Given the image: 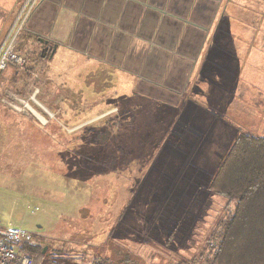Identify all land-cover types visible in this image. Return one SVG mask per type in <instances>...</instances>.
I'll list each match as a JSON object with an SVG mask.
<instances>
[{
	"label": "rangeland",
	"instance_id": "rangeland-1",
	"mask_svg": "<svg viewBox=\"0 0 264 264\" xmlns=\"http://www.w3.org/2000/svg\"><path fill=\"white\" fill-rule=\"evenodd\" d=\"M34 40L19 35L15 51L25 60L24 69L9 64L0 71V228L16 226L31 232L37 245L51 254L47 257L42 251L34 254H42L41 264L93 263L71 258L87 252V244L93 240L90 234L96 232L100 233L99 243L105 239L102 253L111 264H206V258L211 257V248L206 244L214 243L208 235L218 222L232 214L234 201L204 190L208 170L206 176L195 173L194 183L188 179L189 164L183 158L192 162L197 157L185 146L182 118L167 116L165 112L161 115L160 109L153 115L150 113L146 120L152 131L160 119L170 120L167 145L160 141L161 132L153 131L149 136L153 140L151 146L134 149L136 146L128 145L131 118L114 109L119 102L125 104L115 97L126 88L121 77L112 76L108 70L91 68L85 60L67 52H59L53 59L46 53L42 56ZM109 115L116 126L104 143L80 138L88 129L93 130V137L101 134ZM124 125L127 132L122 129ZM137 133L144 136V131ZM179 135L177 143L174 139ZM226 143L228 139L218 141L214 148L217 165L232 145L219 146ZM132 149L133 156L140 152L153 156L151 174L147 177L152 189L147 191L148 196L142 195L143 192L133 198L129 196L128 187L134 177L128 166ZM198 150L206 169L213 168L210 157H206L212 155L213 149ZM177 155L182 159L179 167ZM160 156L174 163L160 164ZM196 181L201 185L199 188ZM130 201L133 205L149 203L154 210L147 213L150 218L145 232L149 235L141 236L146 243L138 245L128 241L140 238L121 233L120 239L131 249L130 255L113 257L118 247L113 217L120 208L128 207ZM93 249L95 254L100 251L95 246ZM201 253L204 258L199 261Z\"/></svg>",
	"mask_w": 264,
	"mask_h": 264
},
{
	"label": "crops",
	"instance_id": "crops-1",
	"mask_svg": "<svg viewBox=\"0 0 264 264\" xmlns=\"http://www.w3.org/2000/svg\"><path fill=\"white\" fill-rule=\"evenodd\" d=\"M20 22V33L37 40L42 56L46 53L53 59L67 52L91 68L121 77L126 88L115 97L125 104L119 102L114 109L131 118L128 132L126 125L122 129L134 149L151 146L153 131H160V141L167 145L170 120L160 119L152 131L146 120L150 113L160 109L161 115L181 117L185 146L197 157L192 162L183 158L189 164L188 179L195 173L206 176L208 170L206 191L220 164L214 150L218 141L228 139L219 145L225 148L241 133L264 136L258 133L264 132V0H0V52ZM201 147L213 149L206 156L213 168L206 169L201 161ZM134 149L128 160L134 172L130 198L139 192L148 196L152 190L147 177L153 156L147 152L133 156ZM175 159L179 167L182 159L178 155ZM166 160L160 156L159 163H174ZM195 186L201 185L196 181ZM132 203L113 217L117 256L131 250L120 239L121 233L140 238L128 241L138 245L146 243L142 237L149 235L147 213L154 210L149 203ZM95 234H90L93 240L87 252L69 258L90 262L98 257L93 246L102 253L105 239L99 243L100 233Z\"/></svg>",
	"mask_w": 264,
	"mask_h": 264
},
{
	"label": "trees",
	"instance_id": "trees-1",
	"mask_svg": "<svg viewBox=\"0 0 264 264\" xmlns=\"http://www.w3.org/2000/svg\"><path fill=\"white\" fill-rule=\"evenodd\" d=\"M105 122L108 125L101 134L93 137V130L88 129L80 138L104 143L116 126L112 115ZM208 189L229 202L234 201V209L209 235L214 243L206 244L211 248L210 259L205 256L206 264H264V136L241 133L218 165ZM21 249L33 256L44 247L21 245ZM43 255L51 254L45 251ZM200 255L202 261L204 254ZM95 256H98L93 259L95 264L107 261L101 252Z\"/></svg>",
	"mask_w": 264,
	"mask_h": 264
},
{
	"label": "built area",
	"instance_id": "built-area-1",
	"mask_svg": "<svg viewBox=\"0 0 264 264\" xmlns=\"http://www.w3.org/2000/svg\"><path fill=\"white\" fill-rule=\"evenodd\" d=\"M23 23L14 29L10 37L5 41L0 52V71L5 69L9 64L24 69L25 60L22 59L15 51ZM35 93V92H34ZM31 113L35 114L34 109L26 102ZM21 245L36 246L37 242L31 232L16 226H7L0 229V264H41L42 254L31 256L21 249ZM95 264V263H91ZM102 264H110L104 262Z\"/></svg>",
	"mask_w": 264,
	"mask_h": 264
},
{
	"label": "water",
	"instance_id": "water-1",
	"mask_svg": "<svg viewBox=\"0 0 264 264\" xmlns=\"http://www.w3.org/2000/svg\"><path fill=\"white\" fill-rule=\"evenodd\" d=\"M53 52H54V49H53L52 53H53ZM52 53H51V54H52ZM45 250H46V248L43 249V251H42L43 254L45 253Z\"/></svg>",
	"mask_w": 264,
	"mask_h": 264
}]
</instances>
